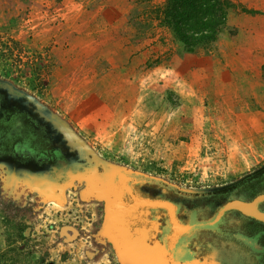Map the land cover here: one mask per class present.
I'll return each instance as SVG.
<instances>
[{
	"label": "rangeland",
	"instance_id": "rangeland-1",
	"mask_svg": "<svg viewBox=\"0 0 264 264\" xmlns=\"http://www.w3.org/2000/svg\"><path fill=\"white\" fill-rule=\"evenodd\" d=\"M165 1L0 0V74L108 159L187 186L232 180L264 163V58L251 63L262 67L247 92L228 89L218 45L186 53L160 23ZM230 1V12H247L242 0ZM28 173L9 172L8 186L41 194ZM9 197L0 199V264H88L81 242L55 240L63 224L87 227L74 202L35 215L32 199ZM126 254V264H141Z\"/></svg>",
	"mask_w": 264,
	"mask_h": 264
},
{
	"label": "water",
	"instance_id": "water-1",
	"mask_svg": "<svg viewBox=\"0 0 264 264\" xmlns=\"http://www.w3.org/2000/svg\"><path fill=\"white\" fill-rule=\"evenodd\" d=\"M0 89L6 92L9 100H16L17 108L43 127L50 141L63 151L53 150L49 163L42 156L29 158L30 149L26 145L23 148L28 152L24 154L0 155L1 189L8 196L31 198L35 215H43L48 209L63 210L72 202L84 215L93 214L89 215L87 228L63 224L55 234L57 244L64 247L81 242L79 256L88 264H99L104 260L126 264L127 252L141 264H236L229 259L215 260L216 251L210 245L206 248L212 254L197 252L199 247L192 243L195 232L212 230L220 233L218 224L225 212H238L264 224V213L257 208L258 203L264 201V195L249 204L226 203L216 213L205 217L200 216L188 201H179L180 197L174 193L203 194L223 190L264 170V163L232 181L213 187L176 183L104 157L65 117L11 79L0 76ZM17 170L29 171L31 180L41 188V194H34L21 183L8 186L7 174ZM144 185L147 188L140 191ZM34 221L39 219L35 216L29 220ZM70 233L75 236L65 242V235ZM224 235L242 243L257 261L262 260L264 247L255 238L241 233L226 232ZM105 249L107 253L102 254ZM116 252L122 253L123 259L116 258Z\"/></svg>",
	"mask_w": 264,
	"mask_h": 264
},
{
	"label": "flooded vegetation",
	"instance_id": "flooded-vegetation-1",
	"mask_svg": "<svg viewBox=\"0 0 264 264\" xmlns=\"http://www.w3.org/2000/svg\"><path fill=\"white\" fill-rule=\"evenodd\" d=\"M0 76L5 77L1 74ZM15 102L16 100H9L6 92L0 89V155L24 154V152H28L23 148L26 145L30 149L29 158L37 159L42 156L43 160L49 163L53 158V150L58 148L62 153V149L55 146L50 141L46 130L33 120L32 117L26 115V112L19 110ZM257 167L255 166L245 173ZM225 182L213 184L210 187L221 185ZM1 186L2 184L0 183L1 201H15L1 189ZM144 188H147V186L144 185L139 190L142 191ZM174 193L180 197L179 201H188L191 206L196 208L200 216L208 217L216 213L226 203L239 201L249 204L255 201L258 196L264 195V170L223 190H214L203 194H185L177 191H174ZM17 201H21L23 204L25 202L24 196H20ZM257 208L264 213V201L259 202ZM81 213L88 220L89 215L90 217L93 215H84L82 211ZM218 229L221 231L220 233L212 230H199L195 232L196 235L192 238V243L199 247V251L197 252L202 255L212 254V251L206 248L207 245H210L215 248L216 252L213 255L215 260L222 261L223 259H229L236 264H264V253L262 260L257 261L252 252L242 243L224 235L226 232L241 233L255 238L257 243L261 247H264V224L247 219L238 212H225L221 218V222L218 224Z\"/></svg>",
	"mask_w": 264,
	"mask_h": 264
},
{
	"label": "crops",
	"instance_id": "crops-1",
	"mask_svg": "<svg viewBox=\"0 0 264 264\" xmlns=\"http://www.w3.org/2000/svg\"><path fill=\"white\" fill-rule=\"evenodd\" d=\"M241 2L247 12H229L227 28L221 32L214 44L218 45L219 49V54L215 55L216 58H221L219 61L223 69L229 73L224 76L231 79L229 85L228 80L223 79L225 86L228 89L239 87L238 92L242 93L243 91L245 93L247 92L245 87L254 83L253 79L258 78L257 71L258 69L261 70L262 67V65L251 63H258L264 58V0H262V5L260 0H253L250 3L249 0H242ZM229 30L236 32L232 36ZM188 55L191 56L192 54ZM247 71H254L255 73L247 74ZM219 72L222 73V71ZM211 87L212 85L209 86V88Z\"/></svg>",
	"mask_w": 264,
	"mask_h": 264
},
{
	"label": "trees",
	"instance_id": "trees-1",
	"mask_svg": "<svg viewBox=\"0 0 264 264\" xmlns=\"http://www.w3.org/2000/svg\"><path fill=\"white\" fill-rule=\"evenodd\" d=\"M232 7L230 0H166L160 23L172 32L186 53H193L215 43L227 28Z\"/></svg>",
	"mask_w": 264,
	"mask_h": 264
}]
</instances>
